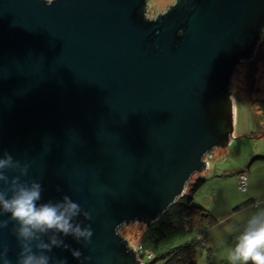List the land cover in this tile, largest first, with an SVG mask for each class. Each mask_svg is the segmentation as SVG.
<instances>
[{"label":"water","instance_id":"water-1","mask_svg":"<svg viewBox=\"0 0 264 264\" xmlns=\"http://www.w3.org/2000/svg\"><path fill=\"white\" fill-rule=\"evenodd\" d=\"M146 5L0 0V192L38 183L37 206L67 196L93 231L24 238L0 204V264L25 247L48 264H141L120 227L159 220L230 144V85L262 40L264 0H179L153 21Z\"/></svg>","mask_w":264,"mask_h":264},{"label":"rangeland","instance_id":"rangeland-1","mask_svg":"<svg viewBox=\"0 0 264 264\" xmlns=\"http://www.w3.org/2000/svg\"><path fill=\"white\" fill-rule=\"evenodd\" d=\"M178 1L147 0L145 16L153 21L166 14ZM251 65L249 60L241 62L230 85L236 101L235 128L230 144L208 154L205 159L209 163L207 169L195 174L187 185L188 189L192 182L205 180L193 197L192 206L207 209L218 221L207 234L208 247L204 245L198 250L197 264H229L227 251L234 248L249 219L264 210V159L254 160L264 157V67L260 68L262 63H258L257 73L250 76ZM244 175L248 178L247 188L239 187V180L243 182ZM147 227L136 221L121 226L119 234L141 264H164L153 252L146 253L145 259L138 254L144 249L138 244Z\"/></svg>","mask_w":264,"mask_h":264},{"label":"clouds","instance_id":"clouds-1","mask_svg":"<svg viewBox=\"0 0 264 264\" xmlns=\"http://www.w3.org/2000/svg\"><path fill=\"white\" fill-rule=\"evenodd\" d=\"M49 6L53 4V0H45ZM11 161V156L8 157ZM6 161H0V168H3ZM0 179H5L0 175ZM40 199V185L33 183L32 186L25 187L18 185L13 191L11 199H5L4 194L0 192V204H2L4 212L11 213V218L21 225L19 235L24 238H31L34 231L44 232L48 229H56L65 236L71 234L77 241L83 238L87 243L93 235L91 226L81 228L79 224L73 225L72 218L77 216L80 211V205L72 202L67 196L64 198L63 204H42L37 206L36 201ZM87 219H91L89 212L84 213ZM6 226L0 224V227ZM52 244L59 247L63 241L53 239ZM66 249L68 245H63ZM41 248L51 251V246L41 244ZM25 253H29L25 255ZM72 256L79 258L80 251L72 250ZM49 257L44 255H36L31 253V249L25 247L20 254L18 264H48ZM227 260L229 264H264V210L249 219L243 233L239 236L238 242L234 248L227 251ZM4 264H10L5 260ZM59 264H67V261H60Z\"/></svg>","mask_w":264,"mask_h":264},{"label":"trees","instance_id":"trees-1","mask_svg":"<svg viewBox=\"0 0 264 264\" xmlns=\"http://www.w3.org/2000/svg\"><path fill=\"white\" fill-rule=\"evenodd\" d=\"M256 49L255 55L249 59L253 68L250 76L257 73L258 63H262L260 68L264 67V34ZM204 183V179L192 182L184 196L165 215L147 228L140 229H144L138 244L144 248L138 253L141 258L145 259L146 253L153 252L164 264H197L198 250L208 247L207 234L218 222L207 209L192 206L193 197Z\"/></svg>","mask_w":264,"mask_h":264},{"label":"built area","instance_id":"built-area-1","mask_svg":"<svg viewBox=\"0 0 264 264\" xmlns=\"http://www.w3.org/2000/svg\"><path fill=\"white\" fill-rule=\"evenodd\" d=\"M212 153V152H211ZM210 153V154H211ZM209 154V155H210ZM207 163V167L209 166V163L208 162H206ZM241 181V182H240ZM242 185H244V188H245V186H246V188H247V185H248V178H247V175H244V180H243V182H242V180L240 179L239 180V187H241ZM140 256V255H139Z\"/></svg>","mask_w":264,"mask_h":264}]
</instances>
